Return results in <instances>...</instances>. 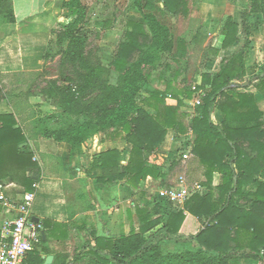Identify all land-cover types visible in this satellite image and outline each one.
Wrapping results in <instances>:
<instances>
[{
	"label": "trees",
	"instance_id": "1",
	"mask_svg": "<svg viewBox=\"0 0 264 264\" xmlns=\"http://www.w3.org/2000/svg\"><path fill=\"white\" fill-rule=\"evenodd\" d=\"M134 6L143 21L128 23L129 29L111 61L114 71L123 75L121 84H107L101 88L94 103L99 109L93 118L66 130H55L52 137L68 141L72 146L95 134H99L101 140L119 138L126 141L131 144V150L125 165H121L120 152L115 149L95 156L94 164L121 165L120 176H127L128 184L136 187L147 176H162L160 166L145 163L144 153H150L162 144L166 128L185 131L178 118L182 100L191 102L194 93L204 90L197 105L199 115L192 122L195 135L192 152L204 168L206 182L203 185L208 190L204 195H191L184 204L186 213L183 210L171 213L167 221H164L163 213L169 204L164 199L160 198L156 209L160 214L156 219L150 220L137 209V228L129 216L131 224L126 234L115 239L95 238L90 252L100 264H237L236 260L229 263L230 252L249 249L253 252L251 257L261 256L260 264H264L263 113L253 94L237 90L246 86L237 84L245 76L243 51L224 58L217 73H203L201 84L195 89L181 90L168 81L164 91H148V96L140 102L155 111L151 115L138 105V94L150 76L145 69L153 67L162 52L170 53L172 39L165 24L156 16L160 7L154 0H134ZM65 7L71 16L79 17V0H69ZM163 7L174 15L188 12L186 0H163ZM251 12H259L257 3L252 4ZM8 20L15 21L12 11H9ZM77 22V19L72 20L67 27L71 28ZM238 32L239 25L228 17L221 31L222 48L238 43ZM145 44L147 48L143 51ZM183 50L184 43L179 40L175 56H180ZM261 76L264 78V72L258 77ZM258 77H251L249 82ZM86 81L88 86L95 87L90 77ZM166 97L178 100L177 106H167ZM215 108L223 114L221 125L211 121ZM113 126L116 127L109 132ZM24 140L25 135L20 127H16L13 115L0 114V178H8L24 191H33L32 185L39 179L34 181L27 172L39 168L32 152L18 147ZM215 172L220 173L221 181L213 187ZM246 186L247 192L244 191ZM239 198H250L252 202L249 207H244L236 201ZM158 225H161L158 230L145 236ZM165 239L193 240L204 252L185 250L164 254L159 243ZM27 264H40L36 253L30 254Z\"/></svg>",
	"mask_w": 264,
	"mask_h": 264
},
{
	"label": "crops",
	"instance_id": "2",
	"mask_svg": "<svg viewBox=\"0 0 264 264\" xmlns=\"http://www.w3.org/2000/svg\"><path fill=\"white\" fill-rule=\"evenodd\" d=\"M50 1L52 2V0L0 1V114L13 115L16 127H20L25 135V140L20 142L18 147L32 152L39 168L27 172L34 181L39 179L30 211L33 217H36L41 223L42 231H44V237L41 236L40 242L32 253H36L40 264H100L90 252V246L95 245L94 239H115L121 234H126L130 230L131 220L129 216L137 228L139 226L137 209L142 210L150 220L156 219L160 214L156 211L159 206L158 203L164 199L159 195L162 188L178 183L179 179L182 178L181 184L188 191L196 192L197 190L199 195L207 193L208 189L203 185L206 182L204 168L199 184H196L193 189L188 184V171L185 170V163L196 158L193 153L185 162L173 160L174 155L178 152L177 143L179 144L183 137L190 136L194 142L195 135L192 131V122L199 115L196 101L201 100L202 95L198 94L199 96L190 105L182 101V106L178 110V118L185 131L182 133L177 128H166V136L162 144L152 152L144 153L145 163L160 166L162 176L159 178L147 176L136 187L128 184L127 176H120L121 165L128 162L131 150V144L126 141L119 138L101 140L100 135L95 134L80 144L72 146L68 141L54 139L52 137L53 131L66 130L80 122H69L68 126L45 129L46 123L42 122V119L48 118L49 115L32 114L26 117L22 115V106L16 105L17 102H23V105L25 103L31 105L39 96L36 98V95L29 94L26 97V102L25 100L18 101L15 99L17 95H11L5 91L7 87H12L14 84L19 85L17 82L20 80L17 79L16 75H19L17 73L32 72L33 67L41 65V58L46 51L48 41L52 38L49 27L54 15L50 12L52 7V3L49 4ZM196 1L200 2V7L206 14V17L202 19L206 25L209 23L208 15L215 11L214 6L218 7L220 3L218 0ZM222 1L224 2V0ZM238 4V0L227 4L231 10L227 16L239 25V39V33L244 23L242 24V14L238 10ZM9 11L13 13L14 22L8 20ZM222 28L216 39L218 44L215 50L221 57L219 64L210 60V65L206 66V73H217L224 58L243 51L241 48L244 43L241 45V39L235 45L222 48ZM175 42L177 41L175 40ZM183 42L184 50L181 54L187 56L190 44H187L186 40ZM244 62L246 67V59ZM211 66H218V69L209 68ZM246 74L245 68L244 79ZM201 76L196 82V86L201 84ZM252 82L253 80L244 83L246 86L243 88L246 90H242V92L253 94L254 100L264 117V97L253 86ZM162 89V86H158L155 90L164 91ZM201 92L202 90H199L198 93ZM145 93V96L138 98L137 103L147 113L154 115L155 111L152 108L140 102L148 96V92ZM37 102L39 104L45 103L43 98ZM177 103L178 100L175 98H165L167 106L176 107ZM191 105L193 112L190 114L186 111V107ZM50 107L42 105L40 109L52 110L54 108L53 106ZM70 118L72 120V117ZM223 118L220 110L213 109L211 114L213 124L221 125ZM110 149L120 152V166L105 167L101 166L100 162L94 164L95 156ZM197 162L199 166H202L198 159ZM0 180V191L7 198L17 199L21 197L24 190L20 185L8 178ZM220 181V173L215 172L212 177V186L216 187ZM164 201L169 204L163 213L164 221L168 220L171 213L180 210L186 213L184 210L185 203L177 205V203L168 202L165 199ZM11 217H13V212L5 213L0 204V222ZM160 227L161 225H158L147 231L145 236L152 234ZM48 256L52 257L50 261H47Z\"/></svg>",
	"mask_w": 264,
	"mask_h": 264
},
{
	"label": "rangeland",
	"instance_id": "3",
	"mask_svg": "<svg viewBox=\"0 0 264 264\" xmlns=\"http://www.w3.org/2000/svg\"><path fill=\"white\" fill-rule=\"evenodd\" d=\"M65 1L52 0L49 3H52L50 12L54 15L49 27L52 38L48 41L46 51L41 58V65L33 67L32 72L17 73L19 74L16 75L20 80L17 82L19 85L14 84L5 89L7 93L17 95L15 99L18 101L25 100L26 102L29 94L36 95V98L39 96L31 105L28 103L23 105V102H17L16 105L22 106V115L26 117L32 114L49 115L48 118L42 119V122L46 123L45 129L68 126L69 122L81 123L94 117L99 109L98 104L94 103L99 97L101 88L107 84L119 85L123 80V75L112 68L111 61L118 44L123 41L124 34L129 29L128 23L143 20L142 15L134 6V0H79V17L77 18L70 15V10L65 7L67 3ZM218 1L219 6H214L215 11L208 15L209 23L205 25L202 19L206 17V14L200 7V2L196 0H186L188 9L186 15H174L163 7V0H154L155 4L160 7L156 10V16L165 24L169 37L174 43H172L169 54L162 52L160 59L155 60L153 67L145 69L150 76L146 83L141 85L138 98L145 96V92L157 89L158 86L165 89L168 81L181 90L195 89L199 77L206 73V66L210 65L209 61L219 64L221 57L218 52H215L218 44L216 39L228 17L227 13L231 12L227 4L234 0ZM238 2L242 24L244 23L239 39L242 40L241 45L244 43L241 49L246 59L247 74L245 79L237 84L243 85L251 77H258L264 72V0H253V2L252 0H238ZM253 3L258 4L259 12H251ZM76 19L78 22L68 28L69 22ZM175 40L177 42L186 40L187 44H190L187 56L186 54L175 56L177 51ZM146 48L147 44L142 47V50ZM213 66L209 68L218 69V66ZM177 71H179L178 75ZM88 77L95 87L87 85ZM252 84L264 97L263 76L255 78ZM237 90L242 92L246 88L238 87ZM198 92L194 93L191 102L186 99L182 101L189 105L192 104L197 96L205 94L204 90L201 93ZM42 98L45 103L39 104L37 101ZM42 105L54 108L41 110ZM108 106L107 103L106 107ZM186 111L191 114L192 105L187 106ZM262 124L264 128V117ZM115 127H111L108 131L112 132ZM177 147H180V143H177ZM185 164V170L188 171L187 181L193 189L202 180L203 166H199L196 158L190 159ZM248 190L247 186L244 187L245 192ZM195 193H198L197 190L193 194ZM236 201L244 207H249L252 202L250 198H239ZM159 245L164 254L179 253L185 250L204 252V249L193 240L177 242L165 239L160 241ZM252 255L253 252L249 249L231 251L228 261L234 263L236 260L237 264L262 263L261 256L255 259L251 257Z\"/></svg>",
	"mask_w": 264,
	"mask_h": 264
},
{
	"label": "built area",
	"instance_id": "4",
	"mask_svg": "<svg viewBox=\"0 0 264 264\" xmlns=\"http://www.w3.org/2000/svg\"><path fill=\"white\" fill-rule=\"evenodd\" d=\"M196 103L200 104V100ZM179 143L180 147L173 160L185 162L193 153V139L185 136ZM181 183L182 178L178 183L162 188L159 195L168 202L182 205L194 192L188 191ZM32 187L33 191H24L17 199L7 198L0 191L2 209L8 214L13 212V217L0 222V264H27L30 254L40 242L43 227L41 223L33 221L30 211L37 182H34Z\"/></svg>",
	"mask_w": 264,
	"mask_h": 264
},
{
	"label": "water",
	"instance_id": "5",
	"mask_svg": "<svg viewBox=\"0 0 264 264\" xmlns=\"http://www.w3.org/2000/svg\"><path fill=\"white\" fill-rule=\"evenodd\" d=\"M33 221L38 222V219L36 217H33ZM41 236L44 237V231H41ZM51 258V256H48L47 261H50Z\"/></svg>",
	"mask_w": 264,
	"mask_h": 264
}]
</instances>
